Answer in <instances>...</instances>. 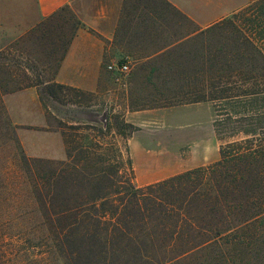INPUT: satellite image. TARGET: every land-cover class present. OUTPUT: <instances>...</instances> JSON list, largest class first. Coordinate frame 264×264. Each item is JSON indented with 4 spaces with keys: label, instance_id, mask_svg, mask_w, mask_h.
Here are the masks:
<instances>
[{
    "label": "trees",
    "instance_id": "trees-1",
    "mask_svg": "<svg viewBox=\"0 0 264 264\" xmlns=\"http://www.w3.org/2000/svg\"><path fill=\"white\" fill-rule=\"evenodd\" d=\"M159 4L168 5L145 0L144 6ZM78 24L64 5L26 32L58 47L54 72ZM197 34L205 43L204 71L183 79L188 96L177 102H223L214 133L220 120L240 137L220 144L214 162L143 186L124 176L129 162L117 145L104 148L112 158L97 153L99 141L66 131L75 125H59L67 127L63 160L24 155L2 95L36 86L45 108L42 94L62 102L67 92H84L38 74L31 80L28 64L13 74L0 61V139L12 141L9 165L0 166V199L9 200L0 212L1 229H9V240L0 238V264H20L17 254L28 249L36 259L27 263L264 264V0L249 1Z\"/></svg>",
    "mask_w": 264,
    "mask_h": 264
},
{
    "label": "crops",
    "instance_id": "crops-1",
    "mask_svg": "<svg viewBox=\"0 0 264 264\" xmlns=\"http://www.w3.org/2000/svg\"><path fill=\"white\" fill-rule=\"evenodd\" d=\"M76 1L30 0L22 4L20 0H0V50L67 5L79 24L51 81L106 102L109 95L114 98L119 95L108 86L110 82L119 84L114 82L106 65L127 58L130 87L120 94L126 102L124 121L133 128L124 144L135 186L217 160L219 146L213 130L215 115L211 101L164 104L162 96L157 104L151 95L165 92L156 88L157 78L200 76L199 72L204 71L205 43L197 33L251 0H164L168 5L155 6V9L139 3L128 8L126 0H84L78 8L72 6ZM172 15L186 23L182 32L172 34L173 38L171 24L165 22ZM182 46L187 49L180 51ZM2 104L11 122L18 126L17 137L28 156L48 160L65 158L61 131L48 125L38 87L28 86L5 93ZM176 108L187 111H176L174 119L179 123L183 115H188L193 120L187 125L196 123L193 129L186 131L183 124L172 127L168 117ZM202 108L203 120L198 122L194 120L198 117L196 109ZM201 131L203 141L194 138ZM182 145L188 147V158L184 160L179 158L178 152Z\"/></svg>",
    "mask_w": 264,
    "mask_h": 264
},
{
    "label": "rangeland",
    "instance_id": "rangeland-1",
    "mask_svg": "<svg viewBox=\"0 0 264 264\" xmlns=\"http://www.w3.org/2000/svg\"><path fill=\"white\" fill-rule=\"evenodd\" d=\"M22 1V4L29 3L30 0H20ZM27 1V2H26ZM88 1V0H87ZM92 1H98L99 0H92ZM84 0H77L76 2L73 3L72 6L74 7H80L81 3H83ZM128 4V8H131L132 5H135V3L139 4H144V0H126ZM157 7H162L161 4ZM70 9V8H69ZM71 12V10H70ZM72 13V12H71ZM59 16L67 18V23L66 25H69V20H68V14L65 12L59 13ZM57 18V16H56ZM166 23H170V33L171 37L173 38L175 35H177L179 32H182L183 29L186 26V23L181 20L177 15L173 16L171 18H166L165 20ZM179 25L180 27L178 28L176 25ZM125 26H127L125 24ZM26 34V33H25ZM23 35L17 39H15L11 44L3 48L2 50V57L0 61L5 62L6 66L8 69L14 74L18 73L19 70L17 69L18 67L22 68L23 65L28 64L32 66V71L26 72L31 80H35L36 75L38 74L39 79L41 80H48L52 78V74L55 69V64L54 62L58 58V47H54V45H51L49 41L46 39H41L38 36H28ZM172 34L174 36H172ZM28 36V37H27ZM211 43V42H210ZM180 51H185L187 48L182 46L180 48ZM34 71V72H33ZM131 72V71H130ZM128 72L119 76L118 81H114L116 84H119V86L115 85L114 83H109V88L113 89L114 92H118L119 95L117 97H112L109 95L107 98L106 102L103 99V102L96 98V96L88 94V93H83L79 95H75L73 92H67L65 94V97L62 102L55 101L49 96L42 94V103L44 104L45 108L44 111L47 116V121L48 125L52 128H57L58 130L61 131V129H66L67 127H59V125L64 124L65 126L67 125H75V129H66V131L72 133V135H75V139H81L83 136L86 137L87 140H96L99 141L102 145V148L97 150V153L101 154H107L109 158L113 157V151L104 149L106 148V143H113L117 145L121 150L123 157L125 159H128L129 165H125V172L124 176H128L131 178L132 183L135 185V181L133 179V170L130 168V160L126 152V147H125V138L126 136L132 131V126L124 121L123 114L125 113V97L120 94V92L129 86L130 83V78H131V73ZM184 78H157L156 82H158V86L156 88L164 90V94L159 95L155 93L154 95H151L153 97L157 104L160 102V100L163 98V102L165 104H170L172 102H177L179 99L186 98L188 95H185L184 91L188 90L187 87L184 84ZM41 88V87H40ZM151 89V87H150ZM174 91H179V93H170ZM162 93V92H161ZM157 99V100H156ZM148 100V99H146ZM150 102V101H149ZM170 102V103H168ZM129 104V103H128ZM217 105V106H216ZM213 107L217 110L216 113H219L217 119H222L223 118V109L227 107L226 104L219 103L213 104ZM4 109V106H3ZM176 111H179V113H183L186 110V108H176L172 110V112L169 115V119L172 121V127L176 128L177 124H183L182 127L185 128L186 131H189L190 129H193L195 124H190L187 125V122H191L193 119L189 117L188 115H183L180 118V121L178 123L177 120L174 119V114ZM199 111V112H198ZM203 108L202 109H196V112L198 113V117H196L194 120H197L198 122L200 120H203ZM4 113L7 116V113ZM214 117V118H215ZM8 120L10 123L15 126L14 128V135L15 138L17 139V142L19 144V147L21 148L22 152L24 155L28 156L22 146L21 143L17 137V128L18 126L13 124L9 117L7 116ZM106 118L110 127L109 129H105L103 127V122L102 120ZM216 119V118H215ZM196 122V121H194ZM219 124V135H216L215 137L218 139L217 140V147L229 140L237 139L240 137V134L237 135H230L229 131V126L225 125L223 121H220ZM129 124L130 126L126 125ZM193 123V122H192ZM125 124V125H124ZM175 130H173L174 132ZM12 134V133H11ZM193 137H190L189 140H192ZM198 140H202V131L197 134L196 137ZM195 140V139H193ZM0 141H3V144L1 142L0 144V166L1 165H9V157L12 151V141H6L5 137L3 139H0ZM188 147L187 146H181L179 149V155L180 159H185L188 158L187 152ZM63 160V159H62ZM53 161H60V160H53ZM206 165V164H205ZM13 166V165H11ZM10 166V167H11ZM6 202H9V200H4L0 199V212L4 211ZM5 216L0 213V220L4 219ZM2 227V226H1ZM0 227V238L5 236L4 241H8L9 239L6 237V235H9V229L7 228H2ZM5 234H2V233ZM18 253L16 258L18 260L16 262L20 264H43L42 261H36L35 263H27V260L31 261L32 259L35 258L33 253L36 251L34 249H28L24 252ZM36 259V258H35ZM44 264H62L61 262H58L56 260H47Z\"/></svg>",
    "mask_w": 264,
    "mask_h": 264
},
{
    "label": "built area",
    "instance_id": "built-area-1",
    "mask_svg": "<svg viewBox=\"0 0 264 264\" xmlns=\"http://www.w3.org/2000/svg\"><path fill=\"white\" fill-rule=\"evenodd\" d=\"M106 69L113 76L114 81H118L119 76L125 74L129 70V61L127 58H123L122 60L115 61L106 65Z\"/></svg>",
    "mask_w": 264,
    "mask_h": 264
}]
</instances>
